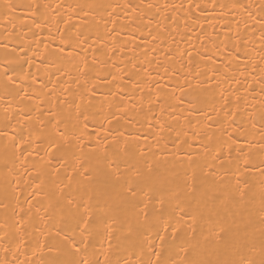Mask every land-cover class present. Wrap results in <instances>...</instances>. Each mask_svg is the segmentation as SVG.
<instances>
[{"label":"bare ground","instance_id":"bare-ground-1","mask_svg":"<svg viewBox=\"0 0 264 264\" xmlns=\"http://www.w3.org/2000/svg\"><path fill=\"white\" fill-rule=\"evenodd\" d=\"M207 261H264V0H0V264Z\"/></svg>","mask_w":264,"mask_h":264},{"label":"snow or ice","instance_id":"snow-or-ice-1","mask_svg":"<svg viewBox=\"0 0 264 264\" xmlns=\"http://www.w3.org/2000/svg\"><path fill=\"white\" fill-rule=\"evenodd\" d=\"M71 203V202H70ZM84 221H82V223H83ZM53 264H55V262H53ZM205 264H212V262L211 261H207V262H205ZM261 264H264V261H261Z\"/></svg>","mask_w":264,"mask_h":264}]
</instances>
